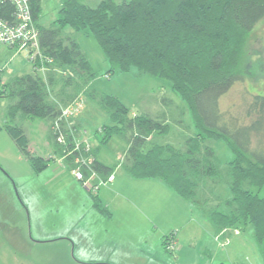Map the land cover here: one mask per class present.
Segmentation results:
<instances>
[{
  "label": "trees",
  "instance_id": "16d2710c",
  "mask_svg": "<svg viewBox=\"0 0 264 264\" xmlns=\"http://www.w3.org/2000/svg\"><path fill=\"white\" fill-rule=\"evenodd\" d=\"M41 3L30 0L45 72L40 74L39 63L34 61L33 72L7 81H1L0 72V98L9 100L4 129L31 168L42 170L52 157L30 152L25 128L14 121L39 117L47 123L48 144L66 155L71 168L76 158H89L90 167L81 165L84 177L93 172L106 181L118 163L134 177H158L206 213L216 237L225 239L231 227L250 226L264 254V196L254 190L264 184V93L252 94L246 101L243 116L248 119L242 122L238 116H226L219 106V98L236 81L247 80L244 46L248 34L264 19V0H100L93 6L61 0L58 15L48 26L38 22ZM11 10V5L0 4V16ZM66 26L93 34L111 63L109 71L135 66L138 73L169 80L171 89L191 110L196 131L179 147L154 140L153 135L168 132L175 109L154 117L136 114L117 96L93 88L90 62ZM79 95L88 96L110 117L112 123L99 130L102 142L112 134L124 139L126 148L118 163L98 161L93 149H85L82 142L75 147L61 109ZM162 101L172 104L167 97ZM69 121L77 134L76 124ZM59 131L63 142L56 139ZM219 138L233 153L224 162L211 145ZM220 184L227 185L229 196L216 194ZM87 191L95 208L109 215L97 192ZM173 232L163 237L164 246Z\"/></svg>",
  "mask_w": 264,
  "mask_h": 264
},
{
  "label": "rangeland",
  "instance_id": "374dc122",
  "mask_svg": "<svg viewBox=\"0 0 264 264\" xmlns=\"http://www.w3.org/2000/svg\"><path fill=\"white\" fill-rule=\"evenodd\" d=\"M80 1L93 6L100 0ZM41 5L39 23L48 26L58 15L59 0H42ZM65 30L74 32L69 26H66ZM74 35L90 62L91 71L94 73L91 85L97 91L117 96L131 112L136 114L145 112L154 117L165 111L170 114L167 110L170 107L175 109L173 118L171 117L168 121V132L164 135L159 134V137L156 134L153 135L154 140L179 147L187 136L196 131L191 110L171 89L169 80L148 73H138L135 66L128 71H121L115 67L114 71H109L111 63L105 58L93 34L87 29H81L74 32ZM5 48L7 49V46H1L0 50ZM8 48L14 54L0 63L1 81H7L17 74L33 72L34 66L28 59L26 51ZM4 51L8 53L7 50ZM242 63L248 72L247 80L236 81L219 98L220 110L224 111L226 116H238L241 122L243 118H246L243 116L246 101L252 94L264 93V19L260 20L246 37ZM37 71L40 74L43 73L39 68ZM57 74L64 76L60 71H57ZM164 97L172 99L173 105L164 103L162 101ZM83 100L82 107L72 117V121L75 122V117L81 112L79 118H85L82 121L84 130L82 126L76 128V139L81 141L82 135L85 141L81 142L90 145L98 161L114 165L120 161L126 143L118 134H112L105 142H102L103 134L99 130L103 124L112 123L110 117L88 96H84ZM8 103L7 98H0V173L6 177L7 188L12 189L13 195L10 190L8 192L4 190L6 187L2 189L4 198L0 197V264H108L102 260H95L103 255V248L99 245L102 238L108 239L110 229L115 228L116 231L113 234L115 238L117 237L120 243L132 249L138 237L131 232L134 230V221L127 223L124 210L120 211L117 218L113 216L115 219L113 224L112 220L108 219L110 214L106 215L102 212L104 216H101L93 211L92 194L87 191L81 181L76 180L72 170L64 164H67L66 155L53 151L48 144L47 123L39 117L14 121L25 128L29 138L30 152L43 157H52L42 170L34 171L31 168L25 156L20 153L4 129L5 107ZM182 110L184 113L180 114ZM211 145L221 161L232 158L233 153L223 139H215ZM90 182L97 184V192L99 187L103 189L104 184H111L109 180L101 181L93 175ZM167 189V193H164L165 201L161 202H165V209L161 210L157 216L150 215L151 219L148 220L151 225L154 222L160 225L157 232L161 229V232L166 231V233L177 230L175 226L183 215L178 200L170 197L171 190ZM254 190L259 196H264V184ZM215 192L223 197L230 195L229 188L225 184H220ZM11 197H14L16 204L10 202ZM178 198L189 208L185 199L179 196ZM93 207L95 208L94 205ZM196 209L199 208L196 207ZM193 219L188 227H211L210 222L199 215V212L193 215ZM50 235H57V237L49 238ZM149 239L151 238H148V244H151ZM63 241H69L70 247L62 245ZM72 242H76L75 246ZM144 247L147 250L152 248V246ZM137 254L138 249H133L127 259L125 256L121 261L122 264L135 262L139 256ZM89 258L94 261H88Z\"/></svg>",
  "mask_w": 264,
  "mask_h": 264
},
{
  "label": "crops",
  "instance_id": "0c3cea01",
  "mask_svg": "<svg viewBox=\"0 0 264 264\" xmlns=\"http://www.w3.org/2000/svg\"><path fill=\"white\" fill-rule=\"evenodd\" d=\"M59 4L61 5V0H59ZM4 50H7L8 53H5L6 51ZM9 50L8 47L7 49L0 50V63L4 61L5 58H10L14 54ZM80 113L75 117V122L73 121V123H75L78 128L82 126V130H84L82 121L85 118H79ZM73 133L75 132L73 131ZM76 135L75 133V139ZM82 137L81 135L80 140L85 141ZM64 164L71 169L68 164ZM92 175L103 181L95 173L91 174V176ZM111 175L112 179L109 180L111 184H104V187H102L103 189L99 187L98 192L96 191L100 199V204L109 210L111 216L108 217V219L112 220V224L115 220L114 218H117L116 216L119 215L120 211L124 210L127 223L134 221V230L131 232L137 234L138 237L131 249V247L127 245L124 246V243H120L117 237L115 238L113 234H115L116 228L113 230L110 229L109 236L107 237L108 239L103 237L101 243H99L103 248V255L95 261L102 260L108 264H122L121 261L124 257L126 256L127 259L129 254L132 253V250L137 248V255L139 256H136L137 260L135 262H129L130 264H264V254L259 244L253 238L251 227H231L228 237L220 239L214 234L212 225L208 228L205 226L188 227V224L194 220L193 215L196 212H199V215L204 216L208 220L206 213L196 209L190 201L185 199V202L189 204V208H187L185 203L178 198V196H181L168 187L160 178L134 177L127 173L119 163L114 168ZM0 183L2 184V188L0 189L1 198H4L2 189L5 187L4 190L6 192L10 190L12 194V189L9 187L7 188V179L2 173H0ZM167 188L171 190L169 191L170 197L178 200V205L183 213L181 219L175 226L177 230H172L175 231L176 239L175 249L173 251L168 250L163 244V237L168 234V232H161L162 229L160 232H157L160 225L157 222L151 225L149 222L151 219L150 215L157 216L161 210L165 209V202H161L165 201L164 193H167ZM181 198L184 199L183 197ZM10 202L16 204L14 197L10 198ZM91 208L95 213L104 216L93 207L92 203ZM114 215L115 217L113 218ZM57 235H50L49 238H55ZM148 238H151L149 239L151 244H148ZM63 242L61 243L62 245L70 247L71 243L69 241ZM72 243H74L75 246L76 242ZM144 246H152V248L147 250ZM115 257H117V259ZM88 261L94 260L89 258Z\"/></svg>",
  "mask_w": 264,
  "mask_h": 264
},
{
  "label": "built area",
  "instance_id": "2783aa9c",
  "mask_svg": "<svg viewBox=\"0 0 264 264\" xmlns=\"http://www.w3.org/2000/svg\"><path fill=\"white\" fill-rule=\"evenodd\" d=\"M0 4L11 5L12 10L5 14L3 17L0 16V47L7 46L13 47L14 49L21 51L24 50L27 53V57L31 62H38L39 65L36 68L45 72L46 66L44 65V56L41 52L39 41H38V28L32 17L30 0H0ZM83 97L78 96L72 103L62 107L61 116L67 121L66 127L68 132L73 136V141L75 147H79L81 141H77L73 135V129L71 128L70 119L72 121L73 115H75L83 105ZM66 129V128H65ZM57 141L63 142L64 135L60 132L56 136ZM83 143V142H82ZM85 149L89 150L90 145L88 143H83ZM89 158L86 156H81L74 160V167L71 168L76 179L81 181L83 186L87 190L96 191L97 184L91 183L90 176L84 177L81 170V165H89ZM93 174V172H92ZM112 175L108 176L107 180H111ZM176 239L175 231L169 234L165 246L168 250L173 251L175 249Z\"/></svg>",
  "mask_w": 264,
  "mask_h": 264
}]
</instances>
